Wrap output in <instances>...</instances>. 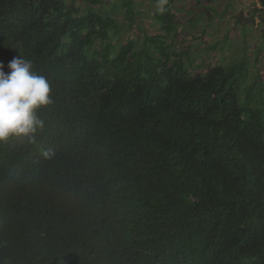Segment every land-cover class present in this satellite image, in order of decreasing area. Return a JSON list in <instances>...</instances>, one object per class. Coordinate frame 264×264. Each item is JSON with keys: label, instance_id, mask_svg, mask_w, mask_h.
Here are the masks:
<instances>
[{"label": "trees", "instance_id": "trees-1", "mask_svg": "<svg viewBox=\"0 0 264 264\" xmlns=\"http://www.w3.org/2000/svg\"><path fill=\"white\" fill-rule=\"evenodd\" d=\"M174 1L0 0L53 101L0 142V264H264L263 76L196 69Z\"/></svg>", "mask_w": 264, "mask_h": 264}, {"label": "rangeland", "instance_id": "rangeland-1", "mask_svg": "<svg viewBox=\"0 0 264 264\" xmlns=\"http://www.w3.org/2000/svg\"><path fill=\"white\" fill-rule=\"evenodd\" d=\"M138 1L142 9L150 11L157 8L153 0ZM172 11L184 28L178 37L184 41L178 40V43L191 47L196 69L204 70L208 61L231 63L246 56L249 59V79L260 75L264 79L262 0H175ZM117 19L122 22L121 14ZM142 23L147 30L151 29L149 18L145 17ZM139 32L136 29L131 36L139 35ZM124 37L125 30H122L116 35V40L122 41Z\"/></svg>", "mask_w": 264, "mask_h": 264}, {"label": "clouds", "instance_id": "clouds-1", "mask_svg": "<svg viewBox=\"0 0 264 264\" xmlns=\"http://www.w3.org/2000/svg\"><path fill=\"white\" fill-rule=\"evenodd\" d=\"M165 3L158 0V12L165 11ZM4 67L0 62V142L21 136L34 140L45 123L38 109L53 102L50 82L32 70L31 60L14 57L7 65L10 71Z\"/></svg>", "mask_w": 264, "mask_h": 264}]
</instances>
